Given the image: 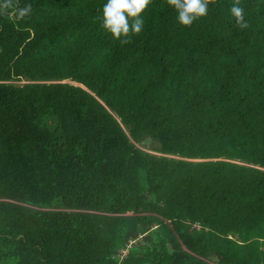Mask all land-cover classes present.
I'll return each instance as SVG.
<instances>
[{
    "label": "trees",
    "instance_id": "16d2710c",
    "mask_svg": "<svg viewBox=\"0 0 264 264\" xmlns=\"http://www.w3.org/2000/svg\"><path fill=\"white\" fill-rule=\"evenodd\" d=\"M104 2L0 0V264H264V0Z\"/></svg>",
    "mask_w": 264,
    "mask_h": 264
},
{
    "label": "clouds",
    "instance_id": "9594fccd",
    "mask_svg": "<svg viewBox=\"0 0 264 264\" xmlns=\"http://www.w3.org/2000/svg\"><path fill=\"white\" fill-rule=\"evenodd\" d=\"M212 2L213 0H167L168 5L176 12L178 23L182 26H191L194 21L207 16ZM152 3L153 0H105L98 17L100 26L121 44H127L131 36L139 35L144 31L145 20L142 13ZM31 11V4H26L17 10L16 18L22 19L30 15ZM230 14L240 27H247L245 9L240 6L239 0H235L231 5Z\"/></svg>",
    "mask_w": 264,
    "mask_h": 264
},
{
    "label": "rangeland",
    "instance_id": "374dc122",
    "mask_svg": "<svg viewBox=\"0 0 264 264\" xmlns=\"http://www.w3.org/2000/svg\"><path fill=\"white\" fill-rule=\"evenodd\" d=\"M21 83H23V81H21ZM139 144V143H138ZM140 145V144H139ZM125 252H126V250L125 251H120V256L122 257L123 255H125Z\"/></svg>",
    "mask_w": 264,
    "mask_h": 264
},
{
    "label": "water",
    "instance_id": "95a60500",
    "mask_svg": "<svg viewBox=\"0 0 264 264\" xmlns=\"http://www.w3.org/2000/svg\"><path fill=\"white\" fill-rule=\"evenodd\" d=\"M27 82H31V78L29 76H25Z\"/></svg>",
    "mask_w": 264,
    "mask_h": 264
},
{
    "label": "built area",
    "instance_id": "2783aa9c",
    "mask_svg": "<svg viewBox=\"0 0 264 264\" xmlns=\"http://www.w3.org/2000/svg\"><path fill=\"white\" fill-rule=\"evenodd\" d=\"M128 245H130V244H128ZM126 250V252H125V254L127 253V249H122L121 251H125Z\"/></svg>",
    "mask_w": 264,
    "mask_h": 264
}]
</instances>
